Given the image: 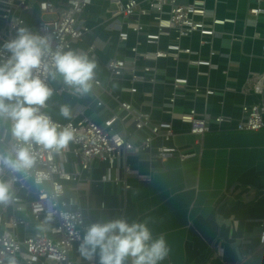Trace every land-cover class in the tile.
<instances>
[{
  "label": "crops",
  "instance_id": "0c3cea01",
  "mask_svg": "<svg viewBox=\"0 0 264 264\" xmlns=\"http://www.w3.org/2000/svg\"><path fill=\"white\" fill-rule=\"evenodd\" d=\"M47 1L56 8L64 4V0ZM184 1L190 4L195 0ZM199 1L205 4L210 17L208 23L212 19H233L235 23L215 27V37L206 38L208 43L203 46L199 45L198 34L182 40L180 46L190 49L191 54L181 56L178 61L160 59L154 63L156 83L139 86L132 100L127 91L128 83L110 81L106 65L112 58H130L128 49L134 46L135 36L123 25L115 5L109 0H92L81 16L80 20L91 32L71 49L82 52L94 46L91 58L97 62L95 80L101 83V88L110 90L121 102L131 100L137 109L150 112L154 123H171L175 137L169 142L155 140L151 153L127 157L126 164L131 171L126 178L128 190L121 185L102 183L105 165L95 161L77 183L66 186L65 197L73 198L79 205L86 226L113 218L148 222L153 235H163L169 248L168 256L160 264H249L264 253L258 250V225L264 221V129L240 133L234 124L218 127L214 119L224 115L236 121L242 105H256L264 99V93H241L242 88L264 77V16L255 19L248 14L258 5L257 0ZM258 1L264 7V0ZM26 2L27 9L19 10L17 15L24 20L26 28L34 31L38 10L35 0ZM150 22L149 17L142 19L148 27L139 37L142 43L139 49L165 50L173 43V34L161 37L158 46L144 44L142 35L156 33L154 27H149ZM119 31L129 33L124 47L117 45ZM187 59L210 60L217 69L209 71L207 77L197 76V69L187 66ZM174 77L187 79L189 87L197 86L201 92L194 96L190 90L180 91L170 114L162 105L170 97L169 82ZM61 83L62 78L50 80L54 95L47 102L50 114L61 123L68 121L58 117L61 105L70 106L71 116L76 115L79 120L88 118L97 124L109 117L107 110L96 106L97 101L112 111L117 110L115 101L102 89L93 87L87 96L73 97L56 92ZM206 89L214 94L206 96ZM192 108L210 125L209 133L201 139L189 135V127L180 122V117ZM116 128L124 130L136 145L143 140L144 135L136 133L130 121L124 128ZM159 147H175L181 153L195 156L181 162L175 154L160 162L153 156ZM67 170L70 172L71 168L68 166ZM119 175L123 177L122 172ZM19 227L18 237L38 229L28 224ZM28 227L32 230L28 231ZM43 230L55 236L51 227ZM16 259L20 264L21 258ZM70 259L74 263L86 261L78 251V244ZM94 259L99 262L98 257Z\"/></svg>",
  "mask_w": 264,
  "mask_h": 264
},
{
  "label": "built area",
  "instance_id": "2783aa9c",
  "mask_svg": "<svg viewBox=\"0 0 264 264\" xmlns=\"http://www.w3.org/2000/svg\"><path fill=\"white\" fill-rule=\"evenodd\" d=\"M116 7L117 15L122 19L123 25L135 36V44L130 47V58H112L106 65L109 80H125L128 83V93L134 97L138 93V87L146 84L156 83V63L160 59H171L178 61L181 56H189L190 49L182 48L180 42L189 39L193 34L200 36V46L206 45V38L215 37V27L226 24H234L233 19L216 20L210 17L205 9L203 1L195 0L186 6L176 5V0H109ZM92 0H64L62 8L47 0H35L38 10V24L33 33L40 35H50L52 37V47L64 50L71 49L74 43L80 42L91 30L80 20L81 16L91 5ZM258 5L248 11V14L255 19L264 16V7L258 1ZM26 0H0V45L5 41L15 38L16 29L25 27V22L17 13L21 9H27ZM167 9V10H166ZM166 10V11H165ZM47 17H53L47 19ZM149 17L151 22L149 27L156 29L155 34H145L144 44L148 46H158L161 37L174 35L172 44L167 45L165 50L141 51L142 43L139 37L148 27L142 23V19ZM129 40L127 31H119L117 35V45L124 47ZM91 58L95 52L94 46H89L82 51ZM264 52V46H262ZM213 52L210 53L213 56ZM10 55L7 50L0 47V62ZM50 59V58H46ZM143 62V66L138 63ZM189 67L197 69V76L207 77L209 71L217 69L210 60L187 59ZM201 68L207 69L201 71ZM41 78H44L41 72ZM50 85V80L48 81ZM171 94L162 107L172 113L174 103L180 91L190 90L194 96L201 92L197 86L189 87L185 78L174 77L170 80ZM102 89L115 101L117 110L112 111L100 101L96 106L103 107L109 112V117L102 124H97L88 118L78 119L76 115L65 123L55 120L49 112V105L41 109L61 125H68L75 129L76 139L62 155L56 156L54 160L48 159L47 152L40 153L35 168L36 177L23 178L20 182L14 183L15 199L8 205H0V260L14 255L19 256L21 247H25L28 256L37 259L41 264H75L71 261L70 255L76 244L79 245V237L83 235L85 229V219L79 205L73 198L65 197L66 186L70 183H77L83 172H87L90 165L95 162L105 163L106 167L100 181L114 185H121L125 190L130 187L126 178L131 175V171L126 164L129 155L138 153H151L152 144L155 140L161 139L164 142L173 141L175 134L171 123H154L150 112H142L137 109L132 101L121 102L118 97L112 96L110 90L101 88V83L94 81V86ZM229 91V89H227ZM254 92L261 95L264 93V77H260L251 86L241 89V93ZM56 92L58 94L74 95L63 83L60 84ZM206 96H212L213 91L204 90ZM131 122L136 133H141L143 140L140 144L133 143L124 130L118 131L117 126L124 128L127 122ZM180 122L189 127V135L196 139H201L209 133L210 125L202 117H198L192 108L180 117ZM214 124L218 127L231 126L240 133H256L264 129V99L256 105H242L240 108V118L234 120L229 116L219 115L214 119ZM9 125L5 121L0 123V150L9 151L15 141L8 133ZM154 157L160 162H165L171 156L177 154L181 162L194 157L193 154L181 153L175 147H159L154 150ZM71 168L69 172L67 167ZM55 169V171H53ZM122 172L121 178L119 173ZM3 178L12 180V174L5 171ZM60 186V191H57ZM41 187V188H38ZM30 206L31 216L40 225L47 221L55 236H48L43 229L37 236L24 233L20 240L17 235L19 226L24 223H16L14 218L25 216V206ZM8 207H12V216L9 217L8 224L2 223ZM11 232L9 238L5 237L6 228ZM260 234L258 238V250H264V221L258 225ZM20 257V256H19ZM20 264H30L29 261L21 259Z\"/></svg>",
  "mask_w": 264,
  "mask_h": 264
},
{
  "label": "clouds",
  "instance_id": "9594fccd",
  "mask_svg": "<svg viewBox=\"0 0 264 264\" xmlns=\"http://www.w3.org/2000/svg\"><path fill=\"white\" fill-rule=\"evenodd\" d=\"M0 47L10 53L0 62V123L8 122L7 131L15 141L9 151L0 150V205H8L15 199L14 183L36 177L40 153L47 152L48 159L54 160L76 139L71 124L61 125L41 111L54 95L48 81L62 78L72 94L87 96L94 86L97 62L87 53L53 50L50 35L26 27H18L15 38ZM58 117L70 120V106L61 105ZM5 171L12 180L3 178ZM78 251L84 260L98 257L99 264H160L169 254L165 237L154 236L148 222L126 218L91 223L79 237ZM6 260L19 264L14 255Z\"/></svg>",
  "mask_w": 264,
  "mask_h": 264
},
{
  "label": "water",
  "instance_id": "95a60500",
  "mask_svg": "<svg viewBox=\"0 0 264 264\" xmlns=\"http://www.w3.org/2000/svg\"><path fill=\"white\" fill-rule=\"evenodd\" d=\"M175 4L186 6L188 3H187V1H184V0H176ZM138 136H139V134H138ZM38 188H41V187H38ZM11 216H12V207H8L6 210L5 217L2 219V223L8 224L9 217H11ZM14 220L16 223H24V224H28V225L33 226V227H37L38 229L34 232V234L31 235L32 237L37 236L40 232V229H45V228L49 227L47 221H44L43 224L40 225L39 223H36L33 220V217L31 216V209H30V206L28 204L25 206V216L15 217ZM86 227H88V226H86ZM6 232L7 233L5 234V237L9 238L10 237L9 234L11 232L9 227L6 228ZM259 234H260V230L258 231V238H259ZM19 256L21 259H23L25 261H29L30 264H41L40 261H38L37 259L28 256L25 247L20 248ZM75 264H99V262L97 259L93 258L90 261L89 260L80 261V262L75 263ZM249 264H264V253L260 254L255 260H253Z\"/></svg>",
  "mask_w": 264,
  "mask_h": 264
},
{
  "label": "rangeland",
  "instance_id": "374dc122",
  "mask_svg": "<svg viewBox=\"0 0 264 264\" xmlns=\"http://www.w3.org/2000/svg\"><path fill=\"white\" fill-rule=\"evenodd\" d=\"M166 11V10H165ZM154 31H152L151 30V33H153ZM193 35H195V34H193ZM141 37H144V35H142ZM103 165H105V167H106V164L105 163H102ZM23 228V227H22ZM32 230V228H30V227H28L27 228V230L29 231V230ZM18 230H20V227H18ZM49 230V229H48ZM27 233H30V232H27ZM49 236V235H48ZM22 237H23V234L21 235V236H19L18 238L21 240L22 239Z\"/></svg>",
  "mask_w": 264,
  "mask_h": 264
},
{
  "label": "trees",
  "instance_id": "16d2710c",
  "mask_svg": "<svg viewBox=\"0 0 264 264\" xmlns=\"http://www.w3.org/2000/svg\"><path fill=\"white\" fill-rule=\"evenodd\" d=\"M251 254H252V252H251ZM254 259V257L252 258V260Z\"/></svg>",
  "mask_w": 264,
  "mask_h": 264
}]
</instances>
